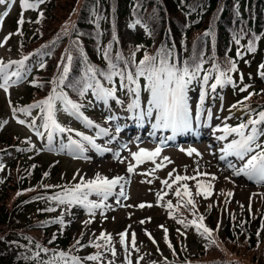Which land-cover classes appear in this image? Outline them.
<instances>
[{"label":"rangeland","instance_id":"374dc122","mask_svg":"<svg viewBox=\"0 0 264 264\" xmlns=\"http://www.w3.org/2000/svg\"><path fill=\"white\" fill-rule=\"evenodd\" d=\"M30 2L35 3V0H30ZM43 4H39L34 9H23L21 0H6L5 4H0V44H3L0 47V61L7 63L12 60H20L17 56L18 42L24 37L21 35L34 34L32 17L44 13ZM21 16H23L24 23L18 25L17 22ZM18 30L22 34H16ZM9 34L12 35L5 43V37ZM123 36L128 42L135 43L140 38H144V32L143 29H130L127 27L124 29ZM39 64L40 61L37 58H29L26 62L28 69L26 78L10 87L8 93L0 89V138L3 136L9 138L11 134L21 135L26 140V144L33 148L32 159H39L47 167L56 168L57 173L51 178L48 187L49 189L55 188V190H58L55 194L62 192L65 187H71L79 183L81 177L84 180L94 179L97 173L110 179L117 175L124 177L121 183L124 185L126 198L115 197L116 194L110 196L105 202L107 207L95 210L94 216H89L87 210L82 206L68 208L61 205L56 220L63 216L64 226L74 236L77 246L76 251L79 253V257L84 258L80 261V264H129V261L131 264H163L162 258L170 255L172 251V245L169 247V244H175L178 249L186 251L191 256L196 255L202 245L213 241L216 236L222 234L229 214L240 218L248 213L252 222H255L260 215V220L264 222V183L249 180L245 176H234L232 173L227 172L229 169L226 168L225 161L219 159V156L222 154L220 149L228 141H222L219 146H213L211 141L198 139V136H196V139L192 137V131L195 127L206 128L202 133L215 135L220 133L217 129L222 128L225 124L234 127L242 122H247L249 118L241 110L233 109L235 98L230 93H226L225 89L212 91L210 85L213 83V79H210L208 85L203 86V88L200 84L193 83L188 93L190 112L193 114V129L178 134L172 139H168L173 135L170 129H161V133L157 137L151 134L143 140L138 139V128L131 135L130 125L135 127L141 125L135 119L134 113L127 108L133 97L126 90L120 88V82L111 86L117 88L115 96L120 103H117L116 100H109L105 104L96 100L92 91L89 90L85 94L87 103L82 107L81 112L93 121V125L109 129L108 136L97 135L98 129L94 126H88L82 119L58 110L56 112L57 122L73 131L57 134L53 141V150L49 151L46 136L45 138L38 137L34 129L29 127L31 121L26 122L24 125L18 123L19 120L23 119L22 115L18 110L14 113L13 109L15 107H12L11 104L12 100L18 98L24 92L28 75L35 71ZM15 70V65L9 69L10 72ZM241 74L243 75V82L240 87L249 86L245 91H242L241 95L247 92L251 85H254V87L259 86L254 69L243 66L240 71ZM145 83L146 81L141 78L142 109H146V101L149 98L148 93L143 91ZM201 90L207 94L203 110L200 112V120L197 121L195 113ZM209 110L211 119L208 118ZM36 113L34 120L36 126L39 127L42 123L43 113L39 109ZM109 116L115 118L109 121L107 119ZM5 121L6 123H4ZM154 123L155 119L153 117L152 119H146L143 125L152 128ZM117 127L121 129L119 133L115 131ZM40 130L43 131L42 128ZM76 132L93 137L96 144L106 149L105 152L108 155L103 159L99 158V155H95L94 149L86 142L87 150L80 157L69 154L66 149L60 151L61 140L66 144L69 136L72 139H80L75 135ZM232 138L230 136L229 141ZM262 141H264V138L261 136L259 142ZM157 147L161 151L157 157L153 158L155 163L145 157L143 158L145 162L137 165L131 155L140 149L150 152ZM192 149H195V152L189 155L188 152ZM116 153H119V159L116 158ZM16 154L17 151L9 150L0 158V181L7 170V164L14 160ZM164 157L168 159L164 160ZM241 163L240 161L238 167L241 166ZM129 164L134 166V171L131 173L127 172ZM156 164H162L163 166L156 169ZM197 170L200 173H207V175H199L196 180L178 181L172 184V180L177 174L195 176ZM169 173H172L171 178ZM213 176L216 179H213ZM165 179L172 184L171 188L162 184ZM149 181L151 182L149 183ZM185 183L189 187V196L183 195L182 185ZM197 183L203 185L205 189H207L209 183L212 185L211 189H207L210 193L207 198L203 195H197L198 191L204 190L198 189L196 187ZM177 188L182 193L181 197L175 195ZM119 190L117 188L115 192L118 193ZM229 192L232 193L231 196L228 195ZM157 193H160L163 197L159 201L157 200ZM89 199L96 201L98 198L93 195ZM117 199L120 200V203L116 202ZM188 199L194 201V207L192 205L184 206ZM168 201L172 202L173 208L171 210L167 207ZM142 203L145 205L151 204L152 207L140 208L139 205ZM178 204L179 207H177ZM9 206H11L10 203ZM214 207H219V216L217 215V208ZM211 210H215V212L211 214ZM199 217H203V221H200ZM148 218H151L150 222ZM181 219L189 226L185 227L177 222ZM193 219H196L198 223H203L209 229L212 228L211 222H214V224L217 222L215 230L211 232L210 240L202 237L191 226L189 222ZM89 220H91V223H84ZM142 220L145 223L141 224ZM218 224L219 229L217 230ZM160 225L168 230L167 242L165 232L159 227ZM125 231L127 236L125 237V244L122 245L119 234ZM146 231L154 238L155 244L146 235ZM101 233L110 235L111 241L101 239ZM133 233H135L136 238L135 248L132 247ZM180 233H182V236ZM77 240L80 241L79 245L76 243ZM94 245L100 246L96 247ZM112 249L115 250V255L112 254ZM92 255H99L100 259L95 261L86 259V257Z\"/></svg>","mask_w":264,"mask_h":264},{"label":"trees","instance_id":"16d2710c","mask_svg":"<svg viewBox=\"0 0 264 264\" xmlns=\"http://www.w3.org/2000/svg\"><path fill=\"white\" fill-rule=\"evenodd\" d=\"M43 7L42 18L40 13L32 17L34 34L21 35L24 37L18 42L17 55L20 59L25 56L37 58L45 67L40 68L39 64L28 76L24 92L12 101L17 109L47 98L53 87L50 81L58 76V65L66 52L73 56L68 79L79 80L87 66L107 69L103 52L111 45L113 58L119 52L127 59L135 51L136 62L145 54L156 56L162 47L172 50L181 65L202 55L205 70L213 63L226 70L228 62L234 61L237 70L228 73L233 83L217 87L229 90L228 93L235 98L234 105L243 102L236 108L244 113L248 114L246 109L249 108L254 112L264 111V79L260 75L264 72L260 67L264 64V0H45ZM137 20L140 23L137 24ZM130 25L144 29L146 38L128 42L123 33L125 26ZM66 26L68 34L61 35ZM209 29L213 35L205 37L204 33ZM58 36L60 39L57 40ZM237 38L240 39L239 45ZM54 40L55 44L52 43ZM250 41L255 47L254 52L247 51ZM37 50L47 54L34 55ZM238 51L240 56H237ZM123 66L121 62L120 67ZM243 66L254 69L259 86L251 85L241 95L243 80L240 71ZM98 78L105 87L120 82L119 77H114L111 84ZM63 90L82 107L86 105L85 96L80 97L70 88ZM250 93L251 97L245 100ZM29 115L31 112L25 117ZM11 147L26 148L29 152L19 153L15 161L9 162L1 179L0 264H42L61 251L69 257H78L74 236L65 226L52 222L61 208L54 200L48 199L58 191L48 188L57 173L56 168L32 159L33 149L19 134L0 138V157ZM45 173H48L46 177ZM17 192L23 194L17 196ZM219 207H216L218 216ZM48 208L55 211H45ZM214 212L211 210L210 213ZM250 220L248 213L240 218L229 214L222 234L202 245L196 255L191 256L171 244V254L162 258V262L264 264V222L260 215L255 222ZM211 224L214 231L216 222ZM43 248L48 252H43Z\"/></svg>","mask_w":264,"mask_h":264},{"label":"snow or ice","instance_id":"6c2138e0","mask_svg":"<svg viewBox=\"0 0 264 264\" xmlns=\"http://www.w3.org/2000/svg\"><path fill=\"white\" fill-rule=\"evenodd\" d=\"M6 0H0V4H5ZM45 0H35V3L30 2V0H21V7L23 9H34L38 7L39 4L44 3ZM7 15V13H5ZM41 18L43 13H40ZM18 25H23L24 19L21 16L20 20L17 22ZM39 23V20L37 21ZM136 23H140L139 20ZM74 27V26H73ZM130 27H135V25H130ZM16 34H22L19 30ZM68 28L65 27L61 35H67ZM12 34L5 37V43L10 39ZM213 32L211 29L205 31L204 36H212ZM60 39V36L57 37V40ZM115 39V37H114ZM53 44L56 43L54 40ZM74 44L78 42L74 41ZM237 45L240 44V39H236ZM3 44H0L2 47ZM47 47V46H45ZM111 45L103 52V58L107 62V69L101 70L96 69L94 66H87L83 76L79 80H69L68 76L71 71V65L73 62V56L70 52H66L65 56L61 58L62 63L58 65L59 74L54 78L50 83L53 85L50 94L46 99L37 102L36 104L29 105L25 108L18 109L25 114H30L33 108L39 109L42 113V123L39 127L36 126L35 120L31 121L29 127L33 128L35 134L38 137L45 138L47 140L48 150H53V141L56 138L57 134L71 133L73 130L61 126L57 122L56 112L62 110L67 114L82 119L86 125L94 126L98 129L97 135L107 136L109 129L101 128L99 125H93V121L88 117L84 116L81 112L82 105L76 101H73L69 98L67 92L64 88H70L75 91L80 97L85 96V94L91 90L93 96L96 100L101 101L105 104L109 100H116L117 103H120L116 99L115 93L117 91L116 87H105L101 83L103 78L109 84L113 82L114 77H119L120 88L127 91V93L133 97L131 102L127 105V108L130 112H133L135 119L142 126L143 122L146 119H152L154 117L155 123L152 124V128L155 129H170L172 132V139L178 134L191 131L193 129V114L190 112L189 106V91L193 83L200 84L203 86L208 85L210 79H214L215 82L210 85L212 91H215L218 85L232 84L233 80L231 76L228 75L230 72H235L237 70L236 63L234 61H229L228 68L222 70L218 64L213 63L212 67L205 70L204 69V60L202 55L194 57L192 62H183L181 65L177 59L173 56L172 50L161 48L156 56H150L145 54L143 59L139 62L135 61V51L130 54L129 58H124L121 53H116L115 58L111 55ZM139 48V46H138ZM137 48V50H138ZM247 51L254 52L255 47L253 42H249ZM47 53L37 50L34 55H46ZM240 52H237V56H240ZM29 59L28 56H25L21 60H12L4 63L0 61V89H3L5 93H8V90L13 85L17 84L19 81L26 78L28 69L25 62ZM214 59V57L212 58ZM115 60V62H114ZM123 63V67H120V63ZM16 66L15 71H9L12 66ZM43 63L40 64V68H44ZM261 69H264V64L260 65ZM215 74V75H214ZM261 78L264 79V72L260 73ZM15 77V79H13ZM143 78L146 83L143 85V91L148 93V100L146 101V109L141 108V84L140 79ZM241 80H243V75L241 74ZM249 86L245 85L244 88H241V91H245ZM206 92L201 90L199 95V104L197 105V110L195 113V118L197 121L200 120V112L203 110V104L206 96ZM252 93L249 94V97H245V100L251 97ZM243 104V102H238V105ZM58 105L60 106L58 108ZM238 105H233L237 107ZM17 109H13L15 113ZM248 112L249 118L247 122H242L237 126H228L225 124L222 128H218L217 131L222 133L216 137L219 141H228L223 144V147L220 149L222 153L219 156L221 161L226 162L228 169H231L235 176H245L249 180L258 181L264 183V143L259 142V138L264 136V111L254 112L253 110L246 109ZM115 117L109 116L107 119L109 121L113 120ZM208 118L211 119V112L208 111ZM6 123V121L4 122ZM18 123L24 125L25 120H19ZM43 129L41 131L40 129ZM117 133L121 131L119 127L115 130ZM76 136L80 137L79 140L72 139L71 136L68 138V142L65 144L61 140L60 151L65 149L69 154H73L77 157L83 155L87 150L86 145L91 146L92 149H95L97 152L105 151L106 149L101 148L100 145L96 144L95 140L91 136L84 135L83 133L76 132ZM233 138L229 141V137ZM30 143V141H28ZM161 149L157 147L154 151H146L140 149L138 152L132 153L133 159L136 161V164L145 162L143 158L153 161L160 154ZM195 152V149H192L188 152L189 155ZM116 158L119 159V153H116ZM197 155H199L197 153ZM228 157H235L237 160L241 161V166L237 167ZM87 158V157H84ZM167 157H164V160H167ZM122 162V161H121ZM162 164H156V169L161 168ZM155 170V169H154ZM134 171V166L132 164L128 165L127 172L131 173ZM45 177L48 173L44 174ZM199 175H207V173H200L197 170V175L187 176L177 174L172 180V184L178 181H187V180H196ZM169 177H172V173H169ZM216 179L215 176L212 177ZM124 180L123 176H115L114 178L102 177L99 173L95 175L94 179L84 180L81 177L80 182L72 185L71 187L63 188L62 192L55 194L54 196L48 197L50 200H54L59 205H65L68 208L72 206H82L84 207L89 216L95 215V210L106 208V201L110 196L116 194L118 197H125L126 194L124 191V185L121 181ZM151 181H149L150 183ZM3 183V181H0ZM162 184L166 185L168 188L172 187V184L169 183L167 179L162 181ZM119 186V192L116 193L115 190ZM184 191V196H189V187L185 183L182 185ZM196 187L198 189H204L203 191H198L197 195H203L205 198L210 194L207 189H211L212 185L209 183L207 189L203 185L197 183ZM28 189L27 191H31ZM23 192H17V196L22 195ZM95 195L98 199L92 201L89 199L90 196ZM176 197H181L182 193L179 188L175 190ZM229 196L232 195L231 192L228 193ZM163 197L160 193H157V200H161ZM117 203H120V200L117 199ZM187 205H192L194 207V201L188 199L186 201L185 207ZM152 207L151 204L145 205L140 204V208ZM180 205L178 204L177 207ZM167 207L169 210L173 208L172 202H167ZM45 211H55L54 208L45 209ZM171 216V212L169 213ZM151 218H148L150 222ZM200 221H203V217H199ZM53 223H59L62 227L65 225L63 216L57 220L52 221ZM178 223L188 227L189 224L185 223L183 219L178 220ZM85 224L91 223V220L85 221ZM141 224L145 221H141ZM191 226L195 228L197 233H199L205 239H211L212 230L203 225V223H198L196 219H193L189 222ZM165 232V240L167 242V228H164L163 225L159 226ZM219 229V224L217 225V230ZM202 230V231H201ZM120 235L121 244H125V237L127 232H122ZM146 235L152 240L155 244L156 241L151 237V234L146 231ZM101 239L106 241H111V236L101 233ZM135 233L132 234V247L135 248ZM77 245L80 244V241L77 240ZM99 247L100 245H94ZM171 247V244H169ZM37 248H40V245H37ZM43 252L47 253L48 249H41ZM112 254L115 255V250L112 249ZM36 256H39V253H36ZM87 260L95 261L100 259L99 255H92L86 257ZM42 264H80V259L75 256L69 257L65 252H59L53 255V257ZM129 264L131 262L129 261Z\"/></svg>","mask_w":264,"mask_h":264},{"label":"bare ground","instance_id":"6f19581e","mask_svg":"<svg viewBox=\"0 0 264 264\" xmlns=\"http://www.w3.org/2000/svg\"><path fill=\"white\" fill-rule=\"evenodd\" d=\"M138 128V139L139 140H143L144 138H147L146 135H150V134H153L154 136H158L159 133H161V129H153V128H150L146 125H143V126H138V127H135V126H131L129 127V129H131V135L133 134L134 130ZM204 130H206V128H202V127H198V128H194L193 131H192V134H195L197 135L198 137H200L201 139L203 140H206V141H211L212 142V145L213 146H219L221 144L222 141H219L216 139V137L222 133H218V134H215V135H212V133H207V134H204L202 133ZM108 136V135H107ZM119 146V144H118ZM94 153L95 155H99V158H104L106 155H108L107 152L105 151H102V152H97L95 149H94ZM229 160H231L237 167L239 166V163L240 161L237 160L235 157H228ZM226 163V162H225ZM227 168V166H226ZM227 172H230L233 174L232 170L229 169ZM234 175V174H233ZM235 176V175H234ZM117 188H119L117 186ZM115 197H118L117 195H114ZM118 198H121V197H118Z\"/></svg>","mask_w":264,"mask_h":264}]
</instances>
